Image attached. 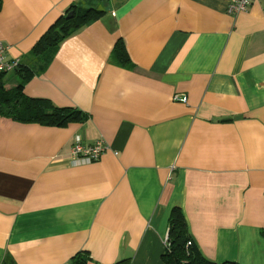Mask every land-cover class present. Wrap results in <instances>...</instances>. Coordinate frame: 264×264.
<instances>
[{
  "label": "crops",
  "instance_id": "0c3cea01",
  "mask_svg": "<svg viewBox=\"0 0 264 264\" xmlns=\"http://www.w3.org/2000/svg\"><path fill=\"white\" fill-rule=\"evenodd\" d=\"M227 7L0 0V43L22 62L60 18L103 12L48 66L35 60L24 87L88 120L49 127L0 117V264H74L79 255L164 264L174 208L209 262L264 264V0L238 16ZM119 42L132 69L112 62ZM76 137L108 149L76 163Z\"/></svg>",
  "mask_w": 264,
  "mask_h": 264
},
{
  "label": "trees",
  "instance_id": "16d2710c",
  "mask_svg": "<svg viewBox=\"0 0 264 264\" xmlns=\"http://www.w3.org/2000/svg\"><path fill=\"white\" fill-rule=\"evenodd\" d=\"M102 15L103 12L95 8H77L71 19L67 20V16L60 18L40 39L33 51V56L27 62H22L20 68L14 72L19 79L17 87L9 88L13 79L7 77L10 73H0V117L23 124L37 123L49 127L85 123L88 116L81 110L71 107L60 108L54 106L49 100L30 98L24 93V87L36 74L35 60L47 59L45 64L48 66L63 41ZM112 62L121 68H133L123 42L116 44ZM87 258L79 255L73 261L74 264H87ZM162 260L164 264H214L206 260L195 247L188 232L187 222L179 208H174L169 217V238Z\"/></svg>",
  "mask_w": 264,
  "mask_h": 264
},
{
  "label": "built area",
  "instance_id": "2783aa9c",
  "mask_svg": "<svg viewBox=\"0 0 264 264\" xmlns=\"http://www.w3.org/2000/svg\"><path fill=\"white\" fill-rule=\"evenodd\" d=\"M257 1L258 0H226L228 5L227 13L234 16L246 13ZM10 52L11 46L0 43V73H14L21 66V59L12 57ZM174 101L186 104L187 98L176 95ZM107 149L108 146L104 141H98L94 145L87 147L83 145L80 137H76L70 156L76 163L90 164L99 161Z\"/></svg>",
  "mask_w": 264,
  "mask_h": 264
},
{
  "label": "water",
  "instance_id": "95a60500",
  "mask_svg": "<svg viewBox=\"0 0 264 264\" xmlns=\"http://www.w3.org/2000/svg\"><path fill=\"white\" fill-rule=\"evenodd\" d=\"M72 17H73V13H69V14L67 15L66 19L68 20V19H71Z\"/></svg>",
  "mask_w": 264,
  "mask_h": 264
},
{
  "label": "rangeland",
  "instance_id": "374dc122",
  "mask_svg": "<svg viewBox=\"0 0 264 264\" xmlns=\"http://www.w3.org/2000/svg\"><path fill=\"white\" fill-rule=\"evenodd\" d=\"M7 77H12V78H13V77H14V75H12V74H8V76H7Z\"/></svg>",
  "mask_w": 264,
  "mask_h": 264
}]
</instances>
